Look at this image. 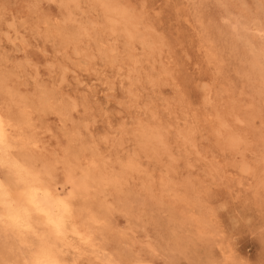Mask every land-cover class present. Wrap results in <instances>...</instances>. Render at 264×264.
Masks as SVG:
<instances>
[{
	"label": "clouds",
	"instance_id": "1",
	"mask_svg": "<svg viewBox=\"0 0 264 264\" xmlns=\"http://www.w3.org/2000/svg\"><path fill=\"white\" fill-rule=\"evenodd\" d=\"M0 264H264V0H0Z\"/></svg>",
	"mask_w": 264,
	"mask_h": 264
}]
</instances>
